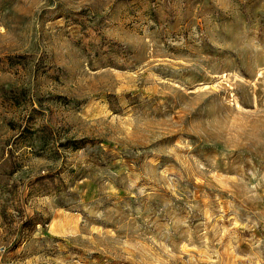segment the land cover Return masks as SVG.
Segmentation results:
<instances>
[{
  "label": "rangeland",
  "instance_id": "rangeland-1",
  "mask_svg": "<svg viewBox=\"0 0 264 264\" xmlns=\"http://www.w3.org/2000/svg\"><path fill=\"white\" fill-rule=\"evenodd\" d=\"M0 264H264V0H0Z\"/></svg>",
  "mask_w": 264,
  "mask_h": 264
}]
</instances>
